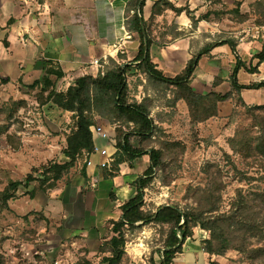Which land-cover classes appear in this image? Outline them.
Instances as JSON below:
<instances>
[{"label":"rangeland","instance_id":"rangeland-1","mask_svg":"<svg viewBox=\"0 0 264 264\" xmlns=\"http://www.w3.org/2000/svg\"><path fill=\"white\" fill-rule=\"evenodd\" d=\"M169 1L177 7L186 8L188 11L182 12L190 20L191 16L197 18L208 10L212 11L207 20L212 18L218 21L219 35L237 34L247 25L264 23V0H204L208 1L207 7L197 16L190 0ZM235 8L239 13L231 11ZM178 14L166 9L155 16L150 26L153 43L160 46L165 33H176L174 17ZM242 16H246V20L241 21ZM191 25L193 26L192 20ZM103 69L104 66L96 74ZM69 82V79L58 80L55 87L64 90ZM127 82L130 101L151 98V109L163 104L173 105L168 103L171 89L164 84L151 82L143 72L129 74ZM64 112L65 110L55 106L44 113L42 106L37 104L35 91L28 90L17 82L8 84L0 80V190L9 179L24 178L32 167L49 161L66 160L62 149L66 136L74 129L75 116L59 114ZM161 112L163 111L159 109L153 111V117L157 121L162 117ZM178 115L177 126L159 125L160 130L145 143L147 146L161 147L167 140H180L185 144V150L177 155L166 153L168 167L157 171L152 182L145 188L144 207L154 210L161 204L176 203L182 208L215 207V213H228L235 201L243 196L249 203L247 211L261 223L264 233V209H259L260 202L253 201L255 193L264 190V157H244L234 152L229 144L230 138L242 129H248L252 137H256L264 121V111L248 112L245 106L240 105L234 107L228 116L214 118L211 126L200 127L190 125L185 110ZM97 117L96 125L115 126L106 118ZM255 122L258 124L255 125ZM131 140L138 145L137 138L132 137ZM79 166L77 164L71 168L60 181L80 174ZM22 190L20 188L19 193ZM51 190L42 191L43 193L39 191L37 194L43 195L35 198L20 195L9 200V210L0 211L2 264H77L82 257L97 264L102 258L99 246L111 236L109 220L112 218L103 222L100 242L97 244L85 241L79 234L66 237L59 229L60 221L43 214V204ZM165 232L166 226L154 223L127 230L125 254L121 264H149L152 256L158 260L156 250L162 246ZM208 236V231L195 227L192 238H188L183 247ZM251 241L255 246L264 245V238L260 236L252 237ZM222 256L226 258L225 264H264V260H248L236 250H228ZM196 262L201 264L199 258Z\"/></svg>","mask_w":264,"mask_h":264},{"label":"trees","instance_id":"trees-1","mask_svg":"<svg viewBox=\"0 0 264 264\" xmlns=\"http://www.w3.org/2000/svg\"><path fill=\"white\" fill-rule=\"evenodd\" d=\"M144 5L145 0H129L127 3L125 25L129 31H134L139 39L136 54L131 60L118 62L108 56L107 63L103 65V73L98 72L96 75L86 73L78 76L64 90H58L55 87L56 81L63 77L64 72L57 62L46 60L41 77L28 84H22L28 90L35 91V99L39 106L52 103L59 109L73 112L75 126L66 136L62 149L66 160L63 162L49 161L32 167L22 179H9L0 190V211L9 210V200L16 199L20 195L34 198L39 191L53 189L57 182L77 164L80 165L79 173L86 177L87 159L94 151L90 127L95 124L96 117L99 116L115 125L116 151L112 154L109 163L102 168L105 178L115 176L121 163L130 162L144 154H148L149 164L133 182L136 188L135 193L120 205V217L109 220L111 236L100 244L99 252L103 253V256L97 264H121L125 254L127 230L149 223L166 226L162 246L156 250L159 258L155 260L153 256L150 257L149 264H171L174 258L182 252L184 242L188 238H192L195 227L209 232L207 238L200 240L201 249L209 256L224 255L228 250H236L248 260L262 261L264 260V245L255 246L251 238L254 236L264 238L263 227L261 223L257 222L254 215L247 211L249 203L243 196L235 201L233 208L228 213H215L214 211L217 210L215 207L182 208L176 203L161 204L154 210L144 207L145 188L152 182L157 171H163L168 167L166 153L171 152L175 155L183 153L185 144L180 140H167L161 147L145 144L155 136L160 127L151 115V105L153 104L151 98L129 100L127 76L143 72L151 82L169 87L172 94L168 103L175 104L176 101L183 100L187 107L189 123L192 126L216 116L218 102L230 98L235 91L239 92L242 88L264 86V80L248 85H241L237 82L236 74L241 67L249 72H254L256 67L251 63L246 65L236 55V62L230 73L231 90L223 94L214 91L200 94L192 89L189 80L203 55L209 54L214 46L223 43H227L236 53V43L234 38L230 37L205 44L191 55L178 73L173 76L164 75L160 69L156 68V64L150 56L149 48L154 42L150 34L151 23L156 15L166 9H170L176 14L188 10L181 6H175L169 0H154L149 17L144 19L142 13ZM231 11L239 13L237 8ZM211 14L212 11L208 10L197 18L191 16L193 25L201 19H209ZM244 20H246V16H242L241 21ZM143 29L146 35V45ZM177 34L178 32L174 33V35ZM118 57L121 58L124 55L118 53ZM252 57L257 58L259 62L264 60V40L260 50ZM0 80L8 81L7 78ZM236 100L240 102L241 98L238 96ZM245 108L248 112L252 110L264 111V104L245 105ZM257 124L255 122V125ZM259 131L260 133L256 137H252L248 129L237 131L229 140L233 151L244 157H264V121L261 123ZM132 137L138 139V145H132ZM163 182L165 181L163 180ZM20 188L23 189L21 193H19ZM253 201L254 203L260 202L259 209H264V190L255 193ZM2 263L0 257V264ZM77 264L92 263L89 259L82 257ZM210 264H217V262L210 260Z\"/></svg>","mask_w":264,"mask_h":264},{"label":"crops","instance_id":"crops-1","mask_svg":"<svg viewBox=\"0 0 264 264\" xmlns=\"http://www.w3.org/2000/svg\"><path fill=\"white\" fill-rule=\"evenodd\" d=\"M128 1L0 0V79L7 78L8 81L3 83L8 84H28L41 77L46 60H53L64 72L58 80H71L67 87L78 76L86 73L96 75L100 71L101 67L92 65L94 59L101 60L103 65L106 63L103 58L108 56L118 62L132 59L139 40L137 34L129 31L125 25ZM152 2L145 0L142 11L144 19L150 14ZM190 2L196 16L205 11L208 3L204 0ZM174 19L178 34L167 32L160 46L152 43L149 48L152 61L164 75L173 76L178 73L191 55L205 44L230 37L236 43V53L227 43L214 46L209 54L200 58L195 67L189 80L192 89L200 94L209 91L223 94L231 90L230 73L236 55L246 65L251 63L256 67L254 72L241 67L236 74L239 84L248 85L264 80V60L259 62L252 57L260 50L264 39H239L231 33L219 35V23L212 18L201 19L193 26L184 12ZM121 37L123 39L120 42ZM114 44L120 45L114 47ZM118 53L124 57L119 58ZM238 96L240 102L236 100ZM261 104H264V86L242 88L230 98L218 102L216 116L195 126H211L214 118L228 116L234 107ZM53 107L54 104L48 103L42 106V110L48 113ZM155 109L163 111L161 119L156 120L163 127L177 126L179 112H187L183 100L170 106H155L151 109L152 116ZM59 114L74 115L70 111ZM101 128L109 133L110 138L105 139L95 132L92 134L93 141L95 146L105 149L107 154H101L100 151L91 153L88 157L90 163L85 169L86 177L75 174L68 180L58 182L43 204V214L47 218L59 220V229L66 237L79 234L85 241L95 244L100 242L103 222L120 215V205L135 193L134 180L149 164V156L144 154L130 162L121 163L115 176L105 178L101 163L110 161L116 151L115 126L103 125ZM131 143L136 146L132 140ZM38 195L43 194L38 193L35 197ZM196 241H193L195 244L184 246L171 264H196L197 258L201 264H210V260H215L217 264L226 263L222 255H213L208 259V253L200 247V240Z\"/></svg>","mask_w":264,"mask_h":264},{"label":"built area","instance_id":"built-area-1","mask_svg":"<svg viewBox=\"0 0 264 264\" xmlns=\"http://www.w3.org/2000/svg\"><path fill=\"white\" fill-rule=\"evenodd\" d=\"M235 37H238L239 39H244V38H250V39H264V23L260 24V25H247L245 27H243L239 33L234 34ZM122 37L119 38V41H122ZM120 44H114V47H117ZM104 61L106 62L107 58L104 57L103 58ZM92 65H95L97 67H101L103 66V63L101 62V60L99 59H94L92 61ZM101 73H103V71H101ZM92 134H94L95 132L99 133L100 136H102L105 139H109V133H107L104 129L101 128L100 125H92L90 127ZM100 151L101 154H107L105 149H101L97 146L94 145V151ZM92 152V153H93ZM90 163V159H87V165ZM109 163V161H105L101 163V167L103 168V166L107 165Z\"/></svg>","mask_w":264,"mask_h":264},{"label":"water","instance_id":"water-1","mask_svg":"<svg viewBox=\"0 0 264 264\" xmlns=\"http://www.w3.org/2000/svg\"><path fill=\"white\" fill-rule=\"evenodd\" d=\"M143 34H144V42H145V45H146V35H145V32H144V29H143Z\"/></svg>","mask_w":264,"mask_h":264}]
</instances>
